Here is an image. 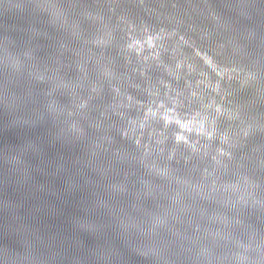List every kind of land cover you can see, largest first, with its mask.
I'll list each match as a JSON object with an SVG mask.
<instances>
[{
    "label": "water",
    "instance_id": "1",
    "mask_svg": "<svg viewBox=\"0 0 264 264\" xmlns=\"http://www.w3.org/2000/svg\"><path fill=\"white\" fill-rule=\"evenodd\" d=\"M0 264H264V0H0Z\"/></svg>",
    "mask_w": 264,
    "mask_h": 264
}]
</instances>
